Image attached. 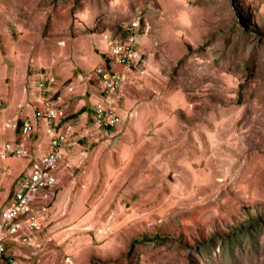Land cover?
Returning a JSON list of instances; mask_svg holds the SVG:
<instances>
[{"label":"rangeland","instance_id":"rangeland-1","mask_svg":"<svg viewBox=\"0 0 264 264\" xmlns=\"http://www.w3.org/2000/svg\"><path fill=\"white\" fill-rule=\"evenodd\" d=\"M128 28L127 120L97 131L79 113ZM50 75L75 132L17 264H264V0H0V147ZM29 168L0 158V212Z\"/></svg>","mask_w":264,"mask_h":264},{"label":"built area","instance_id":"built-area-1","mask_svg":"<svg viewBox=\"0 0 264 264\" xmlns=\"http://www.w3.org/2000/svg\"><path fill=\"white\" fill-rule=\"evenodd\" d=\"M128 30L123 41L112 38L108 40L109 62L97 67L94 73L96 93L91 116L97 131L121 128L127 120V115L123 114L120 107L127 76L116 68L122 67L130 71L142 61L134 48L135 38L129 34L133 33L132 28ZM54 86L56 79L51 75L46 82H40L38 90L42 92L43 99L34 110V120H24L20 127L21 138L0 147L1 159L26 158L30 164L29 170L20 178L10 200L0 212L2 263L17 264L13 257L15 253L12 255L7 249L41 247L39 235L43 230L42 211L55 194L58 185L57 171L66 155L70 136L75 132L67 122L69 113L63 94ZM72 91L73 88L69 87L68 92ZM39 123L43 126L41 130L47 136L48 143L44 153L34 155L29 148V141L39 130ZM13 128L16 130L17 125Z\"/></svg>","mask_w":264,"mask_h":264},{"label":"crops","instance_id":"crops-1","mask_svg":"<svg viewBox=\"0 0 264 264\" xmlns=\"http://www.w3.org/2000/svg\"><path fill=\"white\" fill-rule=\"evenodd\" d=\"M39 125H40V127H43L40 123H39ZM36 135L38 136V138H37V140H36L35 145L37 144V146H39V147H38L39 150H36V149L33 150V153H34V154L36 153V151H43V150H46V149H47V143H48V138H47V136H45V135L42 133L41 128L37 131ZM42 136H45V137H46V139H45L44 141H43ZM30 148H32V147H30ZM42 153H43V152H42Z\"/></svg>","mask_w":264,"mask_h":264},{"label":"trees","instance_id":"trees-1","mask_svg":"<svg viewBox=\"0 0 264 264\" xmlns=\"http://www.w3.org/2000/svg\"><path fill=\"white\" fill-rule=\"evenodd\" d=\"M106 62H109L108 60H106ZM89 112V116L91 115V107L90 106H85L83 109H81V111H80V113L79 114H82V113H84V112ZM21 124V122H19L18 123V127H19V125ZM21 126V125H20ZM153 239V238H152ZM152 239H149V238H146V237H144V242L145 241H151Z\"/></svg>","mask_w":264,"mask_h":264}]
</instances>
